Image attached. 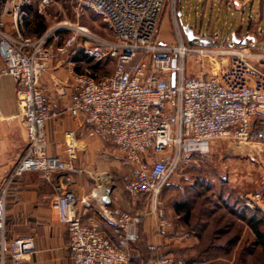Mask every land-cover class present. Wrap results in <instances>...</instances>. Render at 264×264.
I'll use <instances>...</instances> for the list:
<instances>
[{"label":"built area","instance_id":"2783aa9c","mask_svg":"<svg viewBox=\"0 0 264 264\" xmlns=\"http://www.w3.org/2000/svg\"><path fill=\"white\" fill-rule=\"evenodd\" d=\"M73 1L78 11L89 9L100 15L113 40L67 24L47 30L39 38L10 35L0 27V57L4 64L0 74L14 80L26 142L11 171V180L34 172L41 180L50 182L55 174L71 169L72 147L65 150L67 159L47 153L46 124L56 113L46 100L40 77L78 42L88 59H114L116 65L110 75L99 79L74 73L65 111L90 127L89 136L99 135L111 142L130 167L121 183L132 208L149 201L157 211L158 198L170 181L190 165L201 166L209 141H264L263 131L253 129L258 116H262L260 128L264 129V54L252 55L249 47L244 46L239 52H231L220 73L204 76L207 59L219 53L201 46L200 40L206 36L193 31L200 45L186 46L184 33L176 25L175 45L155 43L164 10H174L178 0ZM64 30L72 33L58 47V34ZM70 54L77 57L75 50ZM189 55L201 58L202 74H184V60ZM6 190H0V264L7 260L12 264H30L33 240L5 237ZM252 199L259 202L261 195L256 193ZM82 205L89 206L85 201ZM50 210L56 221L66 227L73 264H132L134 256L128 248L115 245L100 230L94 216L77 211V198L70 190L54 194ZM113 214L114 220L107 217L106 211L101 212L113 224V232L121 241L127 245L134 243L140 216L122 211ZM161 214L158 211L159 217ZM157 264L170 261L163 259Z\"/></svg>","mask_w":264,"mask_h":264},{"label":"rangeland","instance_id":"374dc122","mask_svg":"<svg viewBox=\"0 0 264 264\" xmlns=\"http://www.w3.org/2000/svg\"><path fill=\"white\" fill-rule=\"evenodd\" d=\"M28 3L32 9L29 19L40 16L48 30L67 24L85 28L102 39L113 40L111 31L100 15L89 9L78 11L77 5L71 0H28ZM240 5L242 7L236 10L232 5L220 0H178L174 10H164L157 27L155 43L175 45L176 25L180 31L182 27L188 26L196 34L207 35L208 45L201 43V46L214 52L219 51L213 59L206 61L208 65L205 66L204 76L208 77L226 68L231 58L230 52H239L242 47L247 46L232 43V36L236 32L245 33L248 30L250 37L255 40L252 47H249L250 53L264 54V48H258L260 37L255 32L257 30L252 26L248 28L250 20L257 22L262 16L260 27L261 34H264V2L245 0L243 4L241 0ZM71 33L69 30L59 32L58 47L64 45ZM183 40L186 46L198 47L196 40L188 42L184 35ZM263 41L261 39V42ZM72 50L79 55L72 56L71 60L77 74H88L94 79H99L110 75L115 68L114 59L101 62L88 59L80 50L79 42L69 48V53ZM200 61L201 58L196 55H189L184 60V74L188 77L202 74ZM96 64L98 67L94 69ZM175 77L176 74L173 73V83ZM259 130L264 133L262 127H259ZM109 153L107 163L113 160L118 166L110 168L102 178L110 179L121 186L122 177L130 172V167L120 156H111L112 152ZM167 186L170 189L164 188L158 198V230L163 232L169 225H173L180 230L176 237L180 240L176 245L181 244V239L187 233L191 246L184 249L174 247L172 242H162V247L157 252L148 248L146 239L141 237L137 244L143 251V256L140 252L138 254L141 264H157L163 259H168L170 264H264V254L253 246L254 235L249 226L239 221L228 209L235 211L245 207L250 211H257L256 216L263 219L261 230H264V211L263 207L259 208V204L264 200V141L249 144H241L234 139L209 141L201 166L186 167ZM196 193H201V196L196 197ZM256 193L261 195L259 202H253L252 197ZM186 200L192 206L188 220L182 215L175 216L173 210L175 203ZM249 202L250 207L247 206ZM158 211L162 213L160 217ZM103 232L108 236L106 231ZM110 232L114 233L113 229H110ZM232 239H235L234 244L228 245L227 242Z\"/></svg>","mask_w":264,"mask_h":264},{"label":"crops","instance_id":"0c3cea01","mask_svg":"<svg viewBox=\"0 0 264 264\" xmlns=\"http://www.w3.org/2000/svg\"><path fill=\"white\" fill-rule=\"evenodd\" d=\"M220 1H225L227 5H232L236 10L242 7L241 0ZM261 1L264 2V0ZM244 2L245 0H242L243 4ZM31 10L28 0H0V27L10 35L18 34L23 38L41 37L48 29L46 28L47 30L41 33L35 31V23L43 19L40 16L29 19ZM261 21L262 16L257 22L250 20L248 28L252 26L257 30L255 32L260 37L258 48L263 49L264 41L261 42V39L264 40V34H261ZM205 36L207 38V35ZM236 36L239 37L236 38ZM232 37V43L248 47H252L255 42L248 30L245 33L236 32ZM72 56L73 54L70 53L59 56L40 77L46 100L56 113V116L46 124L47 153L67 159L66 148L70 146L73 151V158L70 161L71 169L55 174L50 182L41 180L34 172L10 179L12 169L25 150L26 142L20 117L21 111L15 100L14 80L8 75L0 74V190L7 189L5 197L6 239L31 238L33 240L34 250L28 257L30 264H73L68 249L69 240L66 227L56 221L50 210L52 196L62 189H68L77 198V211L94 216L100 230L106 231L107 237L115 245L128 248L132 255L135 242L127 245L117 235L111 233L110 229H113V224L102 217L103 210L112 220L115 218L114 211L139 215V236L146 239L148 248L157 252L163 243L168 242H172L174 247L179 246L184 249L191 246L187 233L181 239V244L176 245V242L180 240L176 238L179 235V229L173 225H169L163 232L158 230L160 220L149 201H142L137 207L132 208L123 191L122 183L120 186L110 179L102 178L103 175H107L110 168L118 166L113 160L107 163L109 152H112L111 156L120 155L111 142L99 135L89 136L90 127L83 125L81 119L70 117L65 111L71 93L72 75L76 74L71 62ZM252 64L255 62L252 61ZM3 67L4 64L0 57V70ZM261 117L258 116L255 119L254 130L259 129ZM166 189L170 187L167 186ZM84 201L89 205L87 208L82 205ZM262 203L259 204V208L263 207L262 211H264V200ZM133 256L132 264H141L138 260V251L135 250ZM5 264L12 263L7 260Z\"/></svg>","mask_w":264,"mask_h":264},{"label":"trees","instance_id":"16d2710c","mask_svg":"<svg viewBox=\"0 0 264 264\" xmlns=\"http://www.w3.org/2000/svg\"><path fill=\"white\" fill-rule=\"evenodd\" d=\"M35 31L37 33H41L46 29L45 24L43 23V21H39L35 23ZM98 65L96 64L95 66H93L94 69H97ZM201 193H196V197H200ZM191 204L189 203V201H183V202H178L175 203L173 206V210L175 212V214L177 215H182L184 216V219L188 220L191 214ZM230 210V212L232 214H234L237 219L239 221H242L244 223H246L251 232L254 235V241H253V246L256 248H259L262 253L264 254V230H261V226L263 225V219L261 217H257L256 215H258L257 211H250L248 209H246L245 207L240 208V210H232L231 208H228ZM139 241H141V235L139 236V234L137 235L136 241H135V246L132 247V251H133V255H134V251H138L141 253V255L143 256V251L141 249L140 246H138L137 244H139ZM235 241V239H232L230 241L227 242V244H234L233 242ZM146 251H148L146 249ZM150 252H153L152 249H149ZM147 263V262H145ZM149 264V263H147Z\"/></svg>","mask_w":264,"mask_h":264},{"label":"water","instance_id":"95a60500","mask_svg":"<svg viewBox=\"0 0 264 264\" xmlns=\"http://www.w3.org/2000/svg\"><path fill=\"white\" fill-rule=\"evenodd\" d=\"M182 31H183L184 36L186 37V40H187L188 42H191V41L197 39V37H195V36L193 35V31L190 30L188 26L182 27ZM232 41H233V37H232ZM200 42H201V43H208V40L203 39V40H200ZM172 65H173V67H174L175 62H173Z\"/></svg>","mask_w":264,"mask_h":264},{"label":"bare ground","instance_id":"6f19581e","mask_svg":"<svg viewBox=\"0 0 264 264\" xmlns=\"http://www.w3.org/2000/svg\"><path fill=\"white\" fill-rule=\"evenodd\" d=\"M201 148H202V149H205L206 147H205V145H201Z\"/></svg>","mask_w":264,"mask_h":264}]
</instances>
